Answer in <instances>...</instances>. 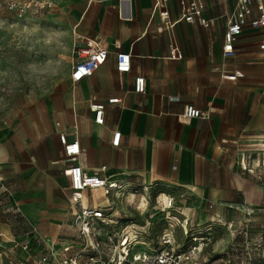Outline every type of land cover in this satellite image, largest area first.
I'll use <instances>...</instances> for the list:
<instances>
[{"label": "crops", "instance_id": "crops-1", "mask_svg": "<svg viewBox=\"0 0 264 264\" xmlns=\"http://www.w3.org/2000/svg\"><path fill=\"white\" fill-rule=\"evenodd\" d=\"M74 3L73 63L56 120L52 115H31L14 126L0 127L4 240H23L29 234L39 252L43 248L39 237L48 243L72 235L65 173L69 164L62 155L61 132L79 139L83 153L76 161L85 172L130 181L127 202L140 197L135 192L149 198L154 193L173 196L178 210L193 218L244 205L253 212L254 199L263 194L248 175L264 169L261 31L247 29L235 43V55L225 58V15L233 10V1L207 0L206 16L217 18L210 28L185 21L168 27L154 10L155 0ZM179 18L177 0H171V21ZM83 37L101 39L109 58L91 77L74 83V45ZM173 43L184 54L181 60L165 58ZM117 52L131 55V71L125 75L116 70ZM137 75L146 78L144 94L133 92ZM112 97L122 102L107 104ZM94 102L106 103L103 125L94 122L90 109ZM187 105L208 117L178 120ZM115 130L121 132L118 147L111 145ZM60 180L67 184L63 195L58 191ZM140 185L149 186V194ZM93 194L103 197L101 190ZM101 202L105 204L104 199ZM143 218H137L140 224Z\"/></svg>", "mask_w": 264, "mask_h": 264}, {"label": "built area", "instance_id": "built-area-1", "mask_svg": "<svg viewBox=\"0 0 264 264\" xmlns=\"http://www.w3.org/2000/svg\"><path fill=\"white\" fill-rule=\"evenodd\" d=\"M226 1H233L234 6L233 10L225 15L223 56L228 58L235 55V43L250 28L261 31L263 40L260 49L264 51V0ZM177 4L180 18L171 21V0H155L154 3V10L170 28L178 21L210 28L217 20L216 17L206 16L207 0H177ZM53 7V0H0V10L10 11L19 18ZM74 57L76 62L72 68L71 79L78 83L91 77L107 63L109 50L101 39L83 37L74 45ZM183 57L180 47L173 43L165 58L181 60ZM116 70L120 75L131 71L129 53H116ZM224 78L236 80L237 75H225ZM133 92L146 93V78L143 75L135 77ZM121 102L122 99L119 97L107 100V104ZM90 109L95 115L94 122L103 125L106 103L94 102ZM207 117L206 112L193 105H187L178 115V120L188 121ZM57 125L60 126V123ZM59 142L62 146V155L69 164L65 173L69 177L73 233L65 241L46 243L44 238L39 237L38 241L43 246L39 252L35 251L31 241L33 236L29 234L23 240L13 239L8 242L0 233V264H199L196 258L204 248V243L201 242L203 238L191 234L195 244L180 247L173 236L177 227L186 229V225L191 223L189 222L191 216L178 210L173 196L149 194L150 187L140 185L143 192L150 195L149 198L136 192L133 194L140 196L133 199L135 203L139 201L143 207L150 206L146 211H142L140 207L133 205V201L127 202L132 187L130 181H110L100 175L85 172L83 166L76 161L83 153L79 139L71 140L61 132ZM120 142L121 132L115 130L111 145L118 147ZM95 190L103 191L101 199H104L105 204L94 196ZM97 199L99 200L96 201ZM119 205L120 209L125 207L124 213L118 209ZM126 207L140 212V216L144 217V224H140L134 212L130 215ZM242 208L247 214L252 211L247 205ZM157 225L166 227L164 226L163 232L153 238L149 234L156 232ZM191 227L189 231H192ZM139 245L145 246L146 249L135 251ZM254 264H264V255L262 260Z\"/></svg>", "mask_w": 264, "mask_h": 264}, {"label": "rangeland", "instance_id": "rangeland-1", "mask_svg": "<svg viewBox=\"0 0 264 264\" xmlns=\"http://www.w3.org/2000/svg\"><path fill=\"white\" fill-rule=\"evenodd\" d=\"M74 1L53 0L52 9L28 13L23 18L5 9L0 10V127L14 126L31 115H52L56 120L73 63L77 20L72 14L76 5ZM224 2L229 4V1ZM257 171L248 175L259 183L263 194L254 199L251 214L237 207L210 213L207 218L195 216L189 221L192 227H177L173 232L180 247L195 244L191 234L203 238L204 248L197 255V263L254 264L262 260L264 169L259 171L261 174ZM66 188V182L60 180L59 194L63 195ZM133 203L142 211L150 208L143 207L139 201ZM128 209L134 211L136 218L141 217L137 210ZM164 226L157 225L156 232L149 235L155 238L163 232ZM145 249L139 245L134 250Z\"/></svg>", "mask_w": 264, "mask_h": 264}]
</instances>
